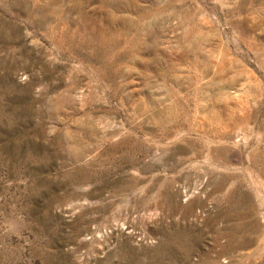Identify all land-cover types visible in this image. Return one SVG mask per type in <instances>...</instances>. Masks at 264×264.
I'll return each mask as SVG.
<instances>
[{
	"label": "rangeland",
	"instance_id": "374dc122",
	"mask_svg": "<svg viewBox=\"0 0 264 264\" xmlns=\"http://www.w3.org/2000/svg\"><path fill=\"white\" fill-rule=\"evenodd\" d=\"M0 264H264V0H0Z\"/></svg>",
	"mask_w": 264,
	"mask_h": 264
}]
</instances>
